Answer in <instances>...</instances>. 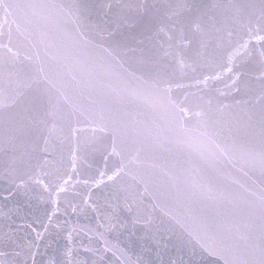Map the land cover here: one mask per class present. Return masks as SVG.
Here are the masks:
<instances>
[{"label":"water","instance_id":"water-1","mask_svg":"<svg viewBox=\"0 0 264 264\" xmlns=\"http://www.w3.org/2000/svg\"><path fill=\"white\" fill-rule=\"evenodd\" d=\"M68 248L264 264V0H0V264Z\"/></svg>","mask_w":264,"mask_h":264},{"label":"snow or ice","instance_id":"snow-or-ice-1","mask_svg":"<svg viewBox=\"0 0 264 264\" xmlns=\"http://www.w3.org/2000/svg\"><path fill=\"white\" fill-rule=\"evenodd\" d=\"M101 175H103V174L101 173ZM108 179L111 180V179H113V177H112V176H109ZM37 182L39 183L40 181L38 180ZM64 183L67 184L68 181L65 180ZM59 190H60V191H64V188H63V187H60ZM84 204H85L86 207H91V205H89L87 201H85ZM81 210H83V209H81ZM94 210H95V209H94ZM75 211H76V208L74 207V208H73V212H75ZM37 235L39 236L40 233H37ZM3 254H4V253L2 252V250H0V256H3ZM37 254H38V252H37V253H33V252H32V253L30 254V256L28 257L27 264H36V255H37ZM72 255H73L72 250H71L70 248H68V249L66 250V252H65V256L68 258V259L66 260V264H72V259H71ZM77 264H79V262H77Z\"/></svg>","mask_w":264,"mask_h":264}]
</instances>
